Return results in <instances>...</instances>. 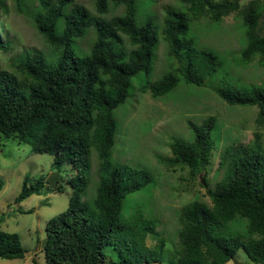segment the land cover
Here are the masks:
<instances>
[{
    "label": "trees",
    "instance_id": "16d2710c",
    "mask_svg": "<svg viewBox=\"0 0 264 264\" xmlns=\"http://www.w3.org/2000/svg\"><path fill=\"white\" fill-rule=\"evenodd\" d=\"M28 1L36 2L28 17L47 51H23L10 59L9 70L0 69V137L51 156L59 172L68 167L65 177L54 182V191L66 195L68 206L45 224V264H164L165 243L156 221L139 210L123 216L125 197L154 181L146 170L112 163L114 112L129 98L133 78L142 73L146 82L139 90L152 99L167 98L180 88L205 89L227 107L256 108L254 124L263 126L264 80L234 85L216 78L215 54L197 47L187 35L191 24L219 23L234 14L245 40L241 64L264 71V0H179L182 9L164 8L159 34L151 20L136 26V0H92L93 12L74 0ZM5 9L6 0H0V17ZM118 9L119 15L106 18ZM89 35L92 42L82 50L79 42ZM160 37L172 70L150 81ZM4 39L1 52L14 45ZM187 128L190 138L173 140L171 157L163 163L186 169L192 181L212 163L216 120H188ZM217 170L221 177L213 188L201 185L203 175L199 182L209 205L194 200L177 213V245L168 264H226L240 249L250 263L264 264L260 136L254 134L250 144L224 146ZM93 179L95 196L89 208L84 196ZM2 185L0 181V191ZM37 189L24 180L15 203ZM237 218L246 220V235L222 236ZM147 237L155 241L153 247L146 245ZM25 252L18 235L0 231V259L21 260Z\"/></svg>",
    "mask_w": 264,
    "mask_h": 264
},
{
    "label": "rangeland",
    "instance_id": "374dc122",
    "mask_svg": "<svg viewBox=\"0 0 264 264\" xmlns=\"http://www.w3.org/2000/svg\"><path fill=\"white\" fill-rule=\"evenodd\" d=\"M19 2L20 4L16 0H6L5 12L0 17V40L5 41L6 37L14 42L7 52L0 51V69L4 71L10 69V59L23 51H47L28 17L36 2ZM74 2L93 12L92 0ZM168 6L183 8L179 0H136V26L140 27L151 20L159 34L164 8ZM120 13L121 9L115 10L106 15V18ZM235 17L230 14L219 23L203 20L191 24L187 38L192 39L197 47L215 54L219 64L216 78H223L234 85H258L264 80V71L256 65L241 64L240 51L245 46V40L239 19ZM91 42L89 35L79 42V46L85 50ZM166 50V44L160 37L154 51L150 81L158 80L172 70ZM145 82L146 78L142 73L134 77L129 98L114 112L117 132L111 160L113 164L146 170L152 176V184L125 197L123 216L128 218L132 212L139 210L156 221L157 230L165 243L164 254L166 252L167 258L164 264H168V257L173 256V249L177 245V213L194 200L209 205L205 188L199 184L201 175L204 183L213 188L214 183L221 177L217 170L219 152L226 145L250 144L253 135L257 133L264 148V125L257 127L254 124L256 108L227 107L209 91H204L205 89L180 88L167 95V98L164 97L165 99L155 100L148 92L142 93L139 90ZM205 117H214L216 120L217 146L207 173L189 181L186 169L167 167L163 160L171 157L169 144L173 140L190 138L187 121L196 122ZM52 163L51 156L33 153L30 144H19L15 139L4 140L0 137V181L3 184L0 191V231L18 235L19 244L26 251L23 259H0V264H45L41 252L45 242V224L68 206L66 195L54 191V182L65 177L68 167L62 166L64 169L59 172ZM24 180L27 181V187L36 186L38 189L36 193L16 204L15 198L19 195ZM94 196L95 179L84 196L89 208H93ZM221 234L227 237H244L246 220L235 219ZM146 245L153 247V238L147 237ZM226 264L252 263L240 249L234 260Z\"/></svg>",
    "mask_w": 264,
    "mask_h": 264
},
{
    "label": "water",
    "instance_id": "95a60500",
    "mask_svg": "<svg viewBox=\"0 0 264 264\" xmlns=\"http://www.w3.org/2000/svg\"><path fill=\"white\" fill-rule=\"evenodd\" d=\"M201 185L202 186H205V183H204V181H203V178H201ZM234 260V259H233Z\"/></svg>",
    "mask_w": 264,
    "mask_h": 264
}]
</instances>
